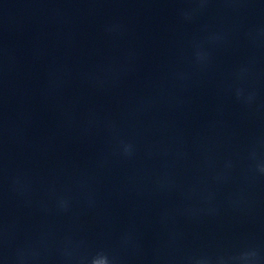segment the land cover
<instances>
[{
	"label": "clouds",
	"instance_id": "1",
	"mask_svg": "<svg viewBox=\"0 0 264 264\" xmlns=\"http://www.w3.org/2000/svg\"><path fill=\"white\" fill-rule=\"evenodd\" d=\"M94 264H107V259L104 258V257H101V258H99V259H96V260L94 261Z\"/></svg>",
	"mask_w": 264,
	"mask_h": 264
}]
</instances>
